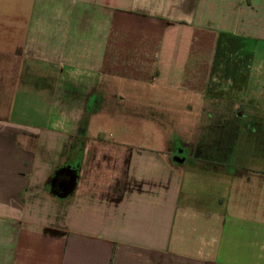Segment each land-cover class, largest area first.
<instances>
[{
  "label": "crops",
  "instance_id": "1",
  "mask_svg": "<svg viewBox=\"0 0 264 264\" xmlns=\"http://www.w3.org/2000/svg\"><path fill=\"white\" fill-rule=\"evenodd\" d=\"M0 264H264V0H0Z\"/></svg>",
  "mask_w": 264,
  "mask_h": 264
},
{
  "label": "rangeland",
  "instance_id": "2",
  "mask_svg": "<svg viewBox=\"0 0 264 264\" xmlns=\"http://www.w3.org/2000/svg\"><path fill=\"white\" fill-rule=\"evenodd\" d=\"M153 82V80L151 81ZM146 90L143 91L141 93V95H144V97H146L145 99H149V100H152V90L151 88H148V87H145L143 86ZM112 88H119V89H122V82L121 81H114L113 83V86H111L110 83L108 82H105V81H101V80H98V83H97V91H98V98H96V104H97V107H98V110L100 111L101 109L104 110L106 109L108 112H99L100 113H104L103 117L104 118H99L98 120H101V121H104L105 119H112L116 117V113H113L111 111V106H113L112 104H114V106H118V105H121V100L123 99V96L121 94H118V93H115L116 97L113 98L112 95H110L109 92L110 90H112ZM110 89V90H109ZM101 91H104V95L101 96ZM115 92V91H114ZM127 94V93H126ZM157 98V96L155 97ZM114 100V101H113ZM169 101V98H166V97H162V100L161 102L162 103H167ZM217 103H213V102H207V104L205 105V110L203 112V114L201 115V123L199 124V130L196 129V131L194 132V135H196L197 132H201L204 128V126L206 125V122L208 121V115L212 112H217L219 106H216ZM130 115H135L133 113H129ZM85 113L83 111L82 114H73L70 116L71 117H66V121H67V136H74V133L75 130H74V121L77 123V121L80 119V117L82 118V120H85L86 121V117H85ZM149 115V114H147ZM101 116V114H100ZM85 117V118H84ZM84 118V119H83ZM89 119V117H88ZM100 121V122H101ZM70 127V128H68ZM188 130V129H187ZM187 130H180V129H174V130H171V129H168V133H170L171 131H176V132H179L181 134V137L185 138L186 140H189V130L187 132ZM149 131V129H148ZM252 130L250 129H243L242 130V135H241V142L239 143V146L238 147H241L243 152H246V150H250V144H253L254 141L250 139V137H253L254 134H250ZM175 134V133H174ZM176 135V134H175ZM261 135V134H260ZM260 135H257V138H261ZM178 136H180L178 134ZM262 136V135H261ZM130 139V138H128ZM186 147V146H185ZM188 151L186 150V155H187Z\"/></svg>",
  "mask_w": 264,
  "mask_h": 264
},
{
  "label": "flooded vegetation",
  "instance_id": "3",
  "mask_svg": "<svg viewBox=\"0 0 264 264\" xmlns=\"http://www.w3.org/2000/svg\"><path fill=\"white\" fill-rule=\"evenodd\" d=\"M68 178V177H67ZM63 179H64V177H63Z\"/></svg>",
  "mask_w": 264,
  "mask_h": 264
}]
</instances>
